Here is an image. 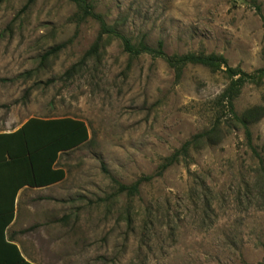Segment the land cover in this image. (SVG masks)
<instances>
[{
    "label": "rangeland",
    "instance_id": "rangeland-1",
    "mask_svg": "<svg viewBox=\"0 0 264 264\" xmlns=\"http://www.w3.org/2000/svg\"><path fill=\"white\" fill-rule=\"evenodd\" d=\"M87 1L133 44L162 41L169 56L214 54L247 74L264 70V0ZM27 2L0 0V123L12 118L14 129L33 118H73L89 138L59 156L61 182L20 192L12 233L25 258L262 264L264 114L249 128V147L219 102L229 84L223 69L188 65L177 80L162 59L130 58L110 36L86 57L95 20H80L69 0ZM253 108L264 111V79L233 103L238 117ZM205 132L210 139L193 144L187 160L155 174ZM143 176L153 179L137 195L117 193Z\"/></svg>",
    "mask_w": 264,
    "mask_h": 264
},
{
    "label": "trees",
    "instance_id": "trees-1",
    "mask_svg": "<svg viewBox=\"0 0 264 264\" xmlns=\"http://www.w3.org/2000/svg\"><path fill=\"white\" fill-rule=\"evenodd\" d=\"M80 11V20L91 18L99 24V32L95 43L90 48L86 57L95 53L103 36H110L121 42L123 51L130 58H137L148 55L152 58L162 59L167 66L175 73L178 80L183 69L188 66H200L210 72L221 71L229 80L228 86L219 96V102L224 106L226 112L244 130L248 146L251 145V135L249 128L260 120L263 116V109L253 108L247 111L242 117H238L233 109V103L241 93L242 88L247 84L257 85L264 79V70H257L252 74L242 72L240 69H232L227 65V61L222 56L214 54L205 55L203 53H188L184 55H166L163 49V42L158 41L155 48L147 46L144 41L133 44L130 39L121 35L116 29L106 25L104 19L93 12L92 6L87 0H69ZM33 0H28V7ZM262 18V17H261ZM264 21V19L262 18ZM54 51V49L52 50ZM51 54L45 53L43 58ZM71 71H68L70 73ZM211 132L196 135L192 140L185 142L182 147L165 158L158 167L156 175H160L168 168L189 158V150L198 140L209 138ZM89 135L87 127L82 121L73 118L62 119H37L28 120L23 126L12 134L0 135L1 141V162L0 164L12 168V191L9 197L6 218L0 225V264H30L21 255L19 249L14 244L5 241L4 231L14 219V202L16 194L24 187L44 188L61 182L65 178V172L57 168L56 164L62 153L69 152L85 144ZM252 152L261 161L260 156L252 147ZM155 174L153 176H155ZM153 176H143L131 185L119 184L118 194H125L128 197L137 195L139 187L144 183H149ZM8 185V182H6ZM8 193L1 192L0 202L8 198ZM1 207L4 203H0ZM4 214V213H3ZM2 215V213H1ZM2 216V217H3ZM264 264V262L262 263Z\"/></svg>",
    "mask_w": 264,
    "mask_h": 264
},
{
    "label": "crops",
    "instance_id": "crops-1",
    "mask_svg": "<svg viewBox=\"0 0 264 264\" xmlns=\"http://www.w3.org/2000/svg\"><path fill=\"white\" fill-rule=\"evenodd\" d=\"M16 124V128L12 129V118H8L4 121V123H0V135H7V134H12L13 132H16L17 130H19L23 124H19V123H15ZM0 145H1V141H0ZM1 148H0V162H1ZM6 182H8V185L6 184ZM48 187H44V188H37L39 190H45ZM26 189H30L28 187H24L21 190H19V192L16 194L15 197V202H14V219L13 221H11V223L6 227L5 231H4V238L5 241L9 244H14L17 246V248L19 249L22 257L29 262L30 264H33L31 261H29L27 258H25V256L23 255L22 251L19 248L18 242L16 241V238L18 239V236H16L17 234L12 233V225L16 219V206H17V198L20 194V192L22 190H26ZM33 190V189H31ZM12 191V168L7 167L5 165L0 164V194L1 192L3 193H8L7 195V199L5 198L3 200V202L0 203H4V206L1 207L0 205V225L1 222L6 218V216L4 217L3 215H5L7 213V209H8V202H9V197ZM2 213V215H1ZM4 213V214H3ZM3 216V217H2Z\"/></svg>",
    "mask_w": 264,
    "mask_h": 264
}]
</instances>
